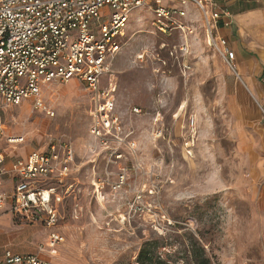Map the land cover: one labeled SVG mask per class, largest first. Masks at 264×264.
I'll use <instances>...</instances> for the list:
<instances>
[{
  "label": "rangeland",
  "instance_id": "obj_1",
  "mask_svg": "<svg viewBox=\"0 0 264 264\" xmlns=\"http://www.w3.org/2000/svg\"><path fill=\"white\" fill-rule=\"evenodd\" d=\"M182 6L186 15L175 20L183 28L169 23L167 32L158 28L165 19L154 6L130 13L111 71L116 111L135 143L121 146L118 162H108L107 150H94L93 94L83 82L53 83L45 93L55 106L53 117L34 110L28 98L0 107L5 132L25 136L15 159L54 140L75 150L71 171L62 182L52 181L63 195L56 223L6 213L0 217V257L12 248L57 264H128L157 238L171 264H194V241L213 264H264V129L243 120L240 79L209 42L201 9L194 1ZM262 112L258 122L264 124ZM9 146L0 139V150ZM122 167L125 187L95 191V179L114 180ZM2 178L11 189L10 175ZM52 231L65 238L53 252L47 246Z\"/></svg>",
  "mask_w": 264,
  "mask_h": 264
},
{
  "label": "built area",
  "instance_id": "obj_2",
  "mask_svg": "<svg viewBox=\"0 0 264 264\" xmlns=\"http://www.w3.org/2000/svg\"><path fill=\"white\" fill-rule=\"evenodd\" d=\"M194 1L202 11L208 37L225 61L241 78L235 64V51L219 32L220 20L232 15L226 4L216 0H0V107L31 100L34 110L56 115L55 106L45 96L55 81L83 82L93 94L90 110V131L94 150H107L108 162L124 158L121 146L133 147L131 130L126 131L116 111V90L113 60L125 44V28L131 11L149 4L158 18V28L168 31L183 28L175 17L186 15L183 4ZM182 51L187 45L181 44ZM174 51L172 50V53ZM107 76L105 83L104 78ZM137 110V108H136ZM10 147L0 150V217L12 213L30 222L53 226L57 221L56 204L63 195L53 179L62 182L75 163L72 143L51 141L45 150L33 149L26 157L17 158L10 167L7 157L24 142V135L7 134L0 122V139ZM10 175L11 189L6 188L2 175ZM110 177L95 179V191L106 186L114 192L125 187L127 168ZM58 231L49 234L47 246L54 248L64 241ZM44 250V244L40 245ZM0 264H57L37 252H17L6 248ZM128 264H140L135 257Z\"/></svg>",
  "mask_w": 264,
  "mask_h": 264
},
{
  "label": "crops",
  "instance_id": "obj_3",
  "mask_svg": "<svg viewBox=\"0 0 264 264\" xmlns=\"http://www.w3.org/2000/svg\"><path fill=\"white\" fill-rule=\"evenodd\" d=\"M216 1L226 4L232 13L230 24H225L227 18L220 20L218 33L235 51L234 62L241 76L237 95L243 109V120L253 123L259 130L264 129V124L258 122L264 108V0ZM16 150L7 157V167L16 160ZM261 165L264 166V162ZM4 215L6 213L1 217Z\"/></svg>",
  "mask_w": 264,
  "mask_h": 264
},
{
  "label": "trees",
  "instance_id": "obj_4",
  "mask_svg": "<svg viewBox=\"0 0 264 264\" xmlns=\"http://www.w3.org/2000/svg\"><path fill=\"white\" fill-rule=\"evenodd\" d=\"M161 242L156 239L147 240L141 247L138 254V261L140 264H171V261L164 258L163 251H161ZM191 259L194 264H213L210 256L207 255L203 246L194 241L191 249H189ZM178 260H172L173 264H178ZM182 264V263H181Z\"/></svg>",
  "mask_w": 264,
  "mask_h": 264
},
{
  "label": "bare ground",
  "instance_id": "obj_5",
  "mask_svg": "<svg viewBox=\"0 0 264 264\" xmlns=\"http://www.w3.org/2000/svg\"><path fill=\"white\" fill-rule=\"evenodd\" d=\"M209 42L210 43H213L212 39L209 37ZM72 81V80H69V82Z\"/></svg>",
  "mask_w": 264,
  "mask_h": 264
}]
</instances>
